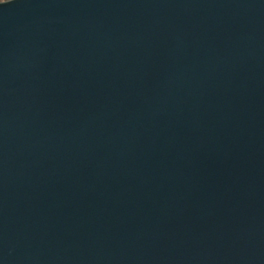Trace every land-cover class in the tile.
<instances>
[{"label":"water","instance_id":"1","mask_svg":"<svg viewBox=\"0 0 264 264\" xmlns=\"http://www.w3.org/2000/svg\"><path fill=\"white\" fill-rule=\"evenodd\" d=\"M0 264H264V0L0 6Z\"/></svg>","mask_w":264,"mask_h":264},{"label":"snow or ice","instance_id":"2","mask_svg":"<svg viewBox=\"0 0 264 264\" xmlns=\"http://www.w3.org/2000/svg\"><path fill=\"white\" fill-rule=\"evenodd\" d=\"M10 2V0H3L2 3H0V6H7V4Z\"/></svg>","mask_w":264,"mask_h":264},{"label":"trees","instance_id":"3","mask_svg":"<svg viewBox=\"0 0 264 264\" xmlns=\"http://www.w3.org/2000/svg\"><path fill=\"white\" fill-rule=\"evenodd\" d=\"M3 0H0V2H2Z\"/></svg>","mask_w":264,"mask_h":264}]
</instances>
